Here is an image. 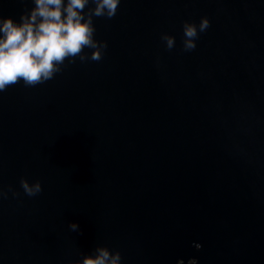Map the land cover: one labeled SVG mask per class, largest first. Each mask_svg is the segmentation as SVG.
<instances>
[{
	"label": "water",
	"instance_id": "water-1",
	"mask_svg": "<svg viewBox=\"0 0 264 264\" xmlns=\"http://www.w3.org/2000/svg\"><path fill=\"white\" fill-rule=\"evenodd\" d=\"M33 6L0 0V17ZM91 22L99 59L84 46L0 91V264L100 247L120 264H264V0H120Z\"/></svg>",
	"mask_w": 264,
	"mask_h": 264
},
{
	"label": "clouds",
	"instance_id": "clouds-1",
	"mask_svg": "<svg viewBox=\"0 0 264 264\" xmlns=\"http://www.w3.org/2000/svg\"><path fill=\"white\" fill-rule=\"evenodd\" d=\"M32 2L34 6L22 13L18 21L11 16L0 17V91L20 79L33 85L51 78L66 57L76 56L84 46L94 48L92 59H99L100 50L92 38L91 16H113L120 0H95V8L87 18L82 10L89 0ZM208 23L206 17L201 18L199 30L204 31ZM183 30L185 50L195 48L197 26L185 22ZM162 38L168 48L173 47V37ZM21 183L28 195L41 190L38 181L32 185ZM70 227L75 230L78 225L71 222ZM79 264H120V254L100 247L95 255L85 256Z\"/></svg>",
	"mask_w": 264,
	"mask_h": 264
}]
</instances>
